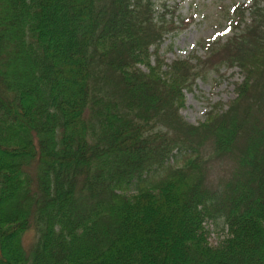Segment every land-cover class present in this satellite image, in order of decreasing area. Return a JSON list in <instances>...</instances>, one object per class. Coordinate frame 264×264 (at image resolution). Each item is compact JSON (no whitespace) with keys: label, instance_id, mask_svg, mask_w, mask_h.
Instances as JSON below:
<instances>
[{"label":"trees","instance_id":"obj_1","mask_svg":"<svg viewBox=\"0 0 264 264\" xmlns=\"http://www.w3.org/2000/svg\"><path fill=\"white\" fill-rule=\"evenodd\" d=\"M154 1L0 0V264H264V0L195 58L242 77L197 126Z\"/></svg>","mask_w":264,"mask_h":264},{"label":"rangeland","instance_id":"obj_2","mask_svg":"<svg viewBox=\"0 0 264 264\" xmlns=\"http://www.w3.org/2000/svg\"><path fill=\"white\" fill-rule=\"evenodd\" d=\"M243 2L248 0L154 1V8L159 14L164 11L162 6H167V11L163 12L165 20L172 17L176 26L174 31L167 34L160 42L156 56L166 64L189 61L190 65L194 66L193 78L190 80L192 83L183 91L184 104L179 110L180 117L189 125L195 126L202 122L212 106L216 104L223 106L235 97L234 83H240L242 80L236 66L227 67L225 63L220 64L217 61L216 67H210L197 63L195 58L199 57L203 60L209 56L202 48L207 41L223 43L238 32L231 31L223 18L229 7ZM162 14L160 18L163 17ZM150 50L152 52L153 47ZM152 58H155V55ZM215 175L214 171L209 172L210 182L214 180ZM133 193L132 190L129 191V194ZM205 227L209 233L208 241L212 245L226 236V229L220 221L215 223L207 221ZM33 236V232L26 235L24 240L26 245L31 242Z\"/></svg>","mask_w":264,"mask_h":264}]
</instances>
